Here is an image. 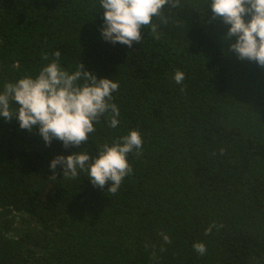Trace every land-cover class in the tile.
Wrapping results in <instances>:
<instances>
[{
    "label": "trees",
    "instance_id": "trees-1",
    "mask_svg": "<svg viewBox=\"0 0 264 264\" xmlns=\"http://www.w3.org/2000/svg\"><path fill=\"white\" fill-rule=\"evenodd\" d=\"M103 11L99 0H0V91L59 51L69 73L81 62L117 81L120 111L116 128L106 113L68 148L0 117V264H264V67L228 52L229 26L204 0L165 6L131 48L102 38ZM130 130L142 150L117 193L59 165L49 179L56 156L95 157Z\"/></svg>",
    "mask_w": 264,
    "mask_h": 264
},
{
    "label": "clouds",
    "instance_id": "clouds-1",
    "mask_svg": "<svg viewBox=\"0 0 264 264\" xmlns=\"http://www.w3.org/2000/svg\"><path fill=\"white\" fill-rule=\"evenodd\" d=\"M103 9L101 36L106 42L132 47L141 41V29L155 32L154 17L162 18L165 6L179 7L180 0H99ZM212 12V19L219 18L229 26L221 39L228 45V52L239 60L255 61L264 67V0H204ZM250 19L245 22V17ZM235 37V42L232 38ZM223 52V50H222ZM227 54V53H223ZM60 52L53 53V59L40 69L33 78L25 75L17 81L4 84L0 91V117L11 120L14 117L23 130L38 128L45 145L52 140L61 141L64 148L86 144L89 134L95 132L94 125L107 116L109 127L116 128L120 120L119 108L112 93L118 91L119 83L113 79H97L84 71L80 62L77 70L69 73L59 62ZM44 59L48 56L45 54ZM185 74L177 70L173 80L182 85ZM183 91V88H181ZM17 105L16 109L11 104ZM143 140L138 130H130L111 145L103 144L95 157L79 151L71 155L56 156L49 164L53 173L49 179L55 180V169L62 168L65 179H75L78 170L88 173V180L95 188L103 189L107 182L111 186L107 192L117 193L122 181L133 171L128 163V154H141ZM212 224L205 229L210 235ZM164 243L170 244L168 235L161 233ZM194 251L203 256L207 249L204 243H194Z\"/></svg>",
    "mask_w": 264,
    "mask_h": 264
}]
</instances>
